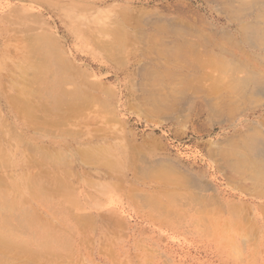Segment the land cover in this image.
Listing matches in <instances>:
<instances>
[{
  "label": "rangeland",
  "instance_id": "1",
  "mask_svg": "<svg viewBox=\"0 0 264 264\" xmlns=\"http://www.w3.org/2000/svg\"><path fill=\"white\" fill-rule=\"evenodd\" d=\"M215 7L0 0V264H264V188L247 179L252 168L226 169L210 150L258 123L229 126L207 101L214 73L188 76L187 63L167 67L144 48L170 23L223 44L208 29L236 25ZM40 42L53 61L50 92L82 93L71 115L47 117L35 97L29 115L10 104L14 78L33 77L16 65L37 62ZM144 63L193 85L169 109L148 106L133 85ZM42 88L29 85L36 96ZM247 115L256 122L264 111Z\"/></svg>",
  "mask_w": 264,
  "mask_h": 264
},
{
  "label": "bare ground",
  "instance_id": "2",
  "mask_svg": "<svg viewBox=\"0 0 264 264\" xmlns=\"http://www.w3.org/2000/svg\"><path fill=\"white\" fill-rule=\"evenodd\" d=\"M212 2L216 4V11L222 14L226 21L236 25L233 28H219L215 23L211 25V28L214 26L213 29H208L211 32L215 30V33L224 40L223 44L211 46V39L207 37H201L202 42L189 40L186 38L191 30L189 26L187 28L180 23H170L165 29L158 30L160 40L157 43L146 45L147 47L144 48L148 54H154L155 59L159 63H165L167 67L187 63L184 66L188 70V76L207 74L208 77L214 73L216 76L208 77L210 78L209 94L213 95L209 100L208 97L207 101L212 100V105L215 106L210 108H213L217 115H227L226 121L229 126L238 128L246 123L249 125L258 123L252 127L248 126L239 136L216 141L210 150L223 154L222 166L226 169L237 172L252 168L253 176L247 179L254 187L264 188V128H262L264 118L250 122L247 115L256 110L264 111V0H212ZM248 17L251 19L247 20ZM140 38L143 39V37ZM145 43H149V39H146ZM42 44L40 42L38 44L40 47L35 45L32 48L33 52L39 51L37 62L26 58L16 65L19 75L24 76L30 72L33 77L28 83H22L14 78V82L11 83L12 90H15L17 94L11 97L10 104L18 113L29 115L33 106L30 99L35 97L39 101L37 105L47 117L58 115L59 110L61 113L71 115L80 106L79 100L82 99V93L80 97L78 93H72L62 98L59 94L50 92L53 89V82L48 77L53 70V61L49 51ZM204 54H206L205 60L202 58ZM173 61H175L174 64ZM206 66L209 70H206ZM137 72L140 79L133 81V85L146 93L143 100L153 108L169 109L172 100L183 99L184 91L193 85L189 77L188 82L179 80L173 83L167 79L171 74L161 72L148 63L141 64ZM209 73L212 74L208 75ZM32 81L45 85L40 95L36 96L33 89H29ZM197 89L195 87L193 91ZM81 152L80 155L92 151L90 149ZM28 180L31 181L30 176L27 177L26 182ZM190 184L194 185V188L200 186L196 179L190 180ZM197 194L195 196L198 198Z\"/></svg>",
  "mask_w": 264,
  "mask_h": 264
}]
</instances>
